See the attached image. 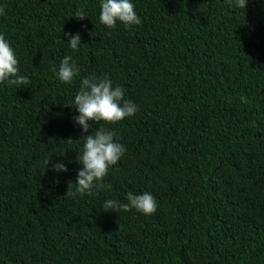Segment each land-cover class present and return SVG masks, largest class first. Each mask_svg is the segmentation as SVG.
Segmentation results:
<instances>
[{
    "label": "trees",
    "instance_id": "trees-1",
    "mask_svg": "<svg viewBox=\"0 0 264 264\" xmlns=\"http://www.w3.org/2000/svg\"><path fill=\"white\" fill-rule=\"evenodd\" d=\"M133 2L141 25L107 29L99 0H0L31 79L0 84V264H264V0ZM65 55L139 108L100 122L127 151L91 196L70 184L99 124L83 133L64 105L80 87L54 76ZM128 191L151 192L157 212H105Z\"/></svg>",
    "mask_w": 264,
    "mask_h": 264
},
{
    "label": "clouds",
    "instance_id": "clouds-1",
    "mask_svg": "<svg viewBox=\"0 0 264 264\" xmlns=\"http://www.w3.org/2000/svg\"><path fill=\"white\" fill-rule=\"evenodd\" d=\"M230 7L237 10H246L250 0H226ZM99 22L107 29L117 28L118 25L131 29L142 23L136 11L133 0H99ZM6 9L0 5V16H6ZM75 17L84 19L83 10L75 13ZM95 33H90L94 35ZM68 37L65 42L74 52L84 44L79 33H65ZM20 61L15 48L0 33V84L10 86L28 87L31 84L29 76L21 74ZM56 79L64 84H74L79 79L80 87L69 98L66 107H71L78 112L73 117L74 122L81 126L83 133H89L93 124H99V129L84 136L83 144L77 153L76 160L82 165L77 173L74 184L75 194L91 196L97 189L104 188L105 177L111 169L119 165L126 154V147L119 141L113 130L101 126L100 122L116 124L126 118H132L139 111L137 104L126 98L123 86L114 84L108 76H87L80 79V68L71 55H65L58 70L54 71ZM71 141V140H69ZM61 156H64L61 155ZM50 160V159H49ZM49 160L45 161L47 165ZM71 161H69L70 163ZM56 172L68 171L67 163L63 160L53 164ZM72 194L70 189L67 195ZM126 203L117 199H106L103 203L105 212H130L135 210L144 216H151L158 210L156 197L148 191L137 193L128 191L124 194Z\"/></svg>",
    "mask_w": 264,
    "mask_h": 264
}]
</instances>
